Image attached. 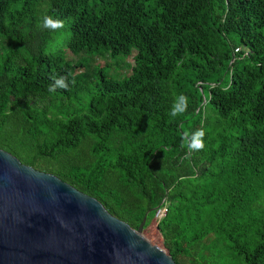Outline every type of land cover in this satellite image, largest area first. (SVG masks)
Here are the masks:
<instances>
[{"label": "trees", "instance_id": "16d2710c", "mask_svg": "<svg viewBox=\"0 0 264 264\" xmlns=\"http://www.w3.org/2000/svg\"><path fill=\"white\" fill-rule=\"evenodd\" d=\"M1 41L0 148L133 228L165 207L177 264H264V0H0ZM66 50L131 56V71L83 70Z\"/></svg>", "mask_w": 264, "mask_h": 264}, {"label": "water", "instance_id": "95a60500", "mask_svg": "<svg viewBox=\"0 0 264 264\" xmlns=\"http://www.w3.org/2000/svg\"><path fill=\"white\" fill-rule=\"evenodd\" d=\"M94 196L0 148V264H177Z\"/></svg>", "mask_w": 264, "mask_h": 264}, {"label": "clouds", "instance_id": "9594fccd", "mask_svg": "<svg viewBox=\"0 0 264 264\" xmlns=\"http://www.w3.org/2000/svg\"><path fill=\"white\" fill-rule=\"evenodd\" d=\"M39 26L49 30H58L63 27V22L59 19H54L52 16L45 15L42 18V21ZM70 75L71 73L59 77H57L56 75H52V83L49 85L48 88L49 92H55L57 88L68 90V77ZM71 82L74 84L75 79L73 78ZM187 100L188 98L183 94L176 96L171 106L169 115L175 117L177 115L183 114L188 107ZM204 135L205 133L203 129H197L191 134L187 132L183 133L181 139L183 142L187 143L189 151H198L204 148Z\"/></svg>", "mask_w": 264, "mask_h": 264}, {"label": "rangeland", "instance_id": "374dc122", "mask_svg": "<svg viewBox=\"0 0 264 264\" xmlns=\"http://www.w3.org/2000/svg\"><path fill=\"white\" fill-rule=\"evenodd\" d=\"M0 43H4V41H1ZM2 49V46L0 44V50ZM66 57L71 60V61H76V60H81L85 64L83 67V70L85 69H91L95 63H98L99 65L103 66L105 65L106 67L109 66V69H112L111 72L115 75L122 76L130 73L131 71V65H132V57H128L122 60V58L119 59H97L93 60L91 59L86 53H80V54H72L68 50H66ZM159 220V217L155 215L153 219L150 221L149 225L145 227L142 231V234L144 237L152 241L154 244H156L159 247H163V242H162V236L157 229V221Z\"/></svg>", "mask_w": 264, "mask_h": 264}, {"label": "built area", "instance_id": "2783aa9c", "mask_svg": "<svg viewBox=\"0 0 264 264\" xmlns=\"http://www.w3.org/2000/svg\"><path fill=\"white\" fill-rule=\"evenodd\" d=\"M165 211H166V208L165 207H161V208H159L156 211L155 215H157L159 217V219H160L165 214Z\"/></svg>", "mask_w": 264, "mask_h": 264}]
</instances>
